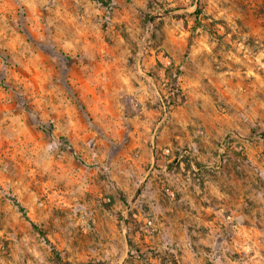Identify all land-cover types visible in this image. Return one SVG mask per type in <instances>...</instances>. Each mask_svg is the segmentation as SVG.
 <instances>
[{"label":"rangeland","instance_id":"obj_1","mask_svg":"<svg viewBox=\"0 0 264 264\" xmlns=\"http://www.w3.org/2000/svg\"><path fill=\"white\" fill-rule=\"evenodd\" d=\"M143 260L264 264V0H0V264Z\"/></svg>","mask_w":264,"mask_h":264},{"label":"trees","instance_id":"obj_2","mask_svg":"<svg viewBox=\"0 0 264 264\" xmlns=\"http://www.w3.org/2000/svg\"><path fill=\"white\" fill-rule=\"evenodd\" d=\"M165 71H166V76L169 79L170 87L176 88L177 87V79H178V77L181 74L180 68L179 67H175V69H174L172 74L170 73V70H165ZM39 129L42 130L43 132L47 133L48 135H50V133H51L49 129L45 130V128H43L42 126H39ZM14 205L18 208V211L23 215V217L26 218L25 213H24V209L21 206H19V204L17 202H14ZM143 261H144V264H150L146 260H143Z\"/></svg>","mask_w":264,"mask_h":264}]
</instances>
